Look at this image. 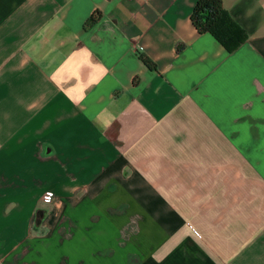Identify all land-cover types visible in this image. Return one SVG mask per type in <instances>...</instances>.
I'll return each instance as SVG.
<instances>
[{
    "label": "crops",
    "instance_id": "1",
    "mask_svg": "<svg viewBox=\"0 0 264 264\" xmlns=\"http://www.w3.org/2000/svg\"><path fill=\"white\" fill-rule=\"evenodd\" d=\"M195 3L0 0V264H264V0H223L232 51ZM48 189L65 226L159 234L34 235Z\"/></svg>",
    "mask_w": 264,
    "mask_h": 264
},
{
    "label": "rangeland",
    "instance_id": "2",
    "mask_svg": "<svg viewBox=\"0 0 264 264\" xmlns=\"http://www.w3.org/2000/svg\"><path fill=\"white\" fill-rule=\"evenodd\" d=\"M43 196V195H42ZM57 196V195H56ZM59 198V197H58ZM10 197H6V200H10ZM28 202L25 197V195L22 196V211L16 212V220L18 222L22 221V228H19V231L21 230V233H25V227L26 226V220L27 215H29V208H28ZM12 211L11 214L13 213ZM122 215V216H120ZM125 214L119 213L118 218L124 219ZM117 218V220H113L112 222L109 220L98 221L95 218H92L89 223L87 222L88 226L79 227L76 226L70 227L69 224L65 226L67 223L66 219L67 216L64 214L61 210V206L57 204V201H51L46 202L41 197V202L39 205V209L35 215V231L33 229V234L35 235V232L41 235H51V237H63V236H74L71 237L72 239L81 238L84 236H87L88 238H91V240L95 239H102L99 240V243L96 242L94 244H91L90 246H93V250L97 249L99 246L106 247L109 246L106 243H114L113 246H115V243L117 241L123 240V237L132 235L133 240H130V244H128V247L136 249L137 247L140 248L142 244V237L143 236H158L159 230L158 228L149 227V228H143L141 227V222L139 219H137L136 215L135 217L130 221H120ZM8 226L6 227V230H8ZM18 229V228H17ZM11 230V229H10ZM102 231V234L99 232ZM173 231V229H171ZM193 231L196 234H201L198 229H193ZM56 234V235H55ZM59 234V235H58ZM62 235V236H61ZM57 236V237H56ZM102 241V243H101ZM112 241V242H109ZM101 243V244H100ZM66 244V243H65ZM78 246V245H75ZM51 247H56L55 245H51ZM38 251L40 252L41 249L39 248ZM122 251V250H118ZM119 252L118 254H120ZM120 256V255H117ZM109 259L111 257H108ZM119 262V260L117 261Z\"/></svg>",
    "mask_w": 264,
    "mask_h": 264
},
{
    "label": "trees",
    "instance_id": "3",
    "mask_svg": "<svg viewBox=\"0 0 264 264\" xmlns=\"http://www.w3.org/2000/svg\"><path fill=\"white\" fill-rule=\"evenodd\" d=\"M192 21L200 32H209L229 51L236 49L248 37L247 31L234 19L223 0H196ZM98 16L92 17V22ZM146 63L152 61L145 57Z\"/></svg>",
    "mask_w": 264,
    "mask_h": 264
},
{
    "label": "built area",
    "instance_id": "4",
    "mask_svg": "<svg viewBox=\"0 0 264 264\" xmlns=\"http://www.w3.org/2000/svg\"><path fill=\"white\" fill-rule=\"evenodd\" d=\"M42 198L46 201V202H51V201H57L60 202V198L58 199V197L56 196L55 192L52 189H48L43 193Z\"/></svg>",
    "mask_w": 264,
    "mask_h": 264
}]
</instances>
